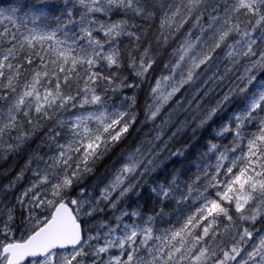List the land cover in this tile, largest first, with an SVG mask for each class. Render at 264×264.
Returning a JSON list of instances; mask_svg holds the SVG:
<instances>
[{
	"label": "snow or ice",
	"instance_id": "6c2138e0",
	"mask_svg": "<svg viewBox=\"0 0 264 264\" xmlns=\"http://www.w3.org/2000/svg\"><path fill=\"white\" fill-rule=\"evenodd\" d=\"M27 149L0 264H264V0H0V159Z\"/></svg>",
	"mask_w": 264,
	"mask_h": 264
},
{
	"label": "trees",
	"instance_id": "16d2710c",
	"mask_svg": "<svg viewBox=\"0 0 264 264\" xmlns=\"http://www.w3.org/2000/svg\"><path fill=\"white\" fill-rule=\"evenodd\" d=\"M141 103H143V99H141ZM142 120V117H140ZM156 122L151 124H138L136 127L139 131L133 134L131 138V144L134 146L138 144L140 140H145L149 136H151L152 131L154 130ZM175 131L174 127H170L167 132L164 134L163 138L158 144H162L164 141H168L172 132ZM206 133L196 132L193 134L192 127H188L184 129L180 134L174 137L171 141H169L170 149H188V156L192 157L193 154L197 153L198 150H203L201 146L204 144ZM191 145V147H189ZM32 149H27L26 151L19 153H8L6 159H0V207L12 206L15 202V197L18 196L23 189L24 181H20L14 188L5 189V186L15 180L17 174L24 167V164L28 158V152ZM162 155L166 156L167 152H163ZM115 161V157H113V162ZM174 166L173 162L168 163V170H170ZM103 173V169H101V173ZM28 173L25 174V179L28 177ZM28 183V181H27ZM25 184L24 188L26 187ZM143 203V201L141 202Z\"/></svg>",
	"mask_w": 264,
	"mask_h": 264
},
{
	"label": "rangeland",
	"instance_id": "374dc122",
	"mask_svg": "<svg viewBox=\"0 0 264 264\" xmlns=\"http://www.w3.org/2000/svg\"><path fill=\"white\" fill-rule=\"evenodd\" d=\"M162 115H163V113H162ZM141 117H142V120H143V116H141ZM155 122H156V124H155L154 130H153L152 133H151V136H149V137L146 138L145 140H152V139L155 137L157 131L159 130V129H157L156 125L160 124V122H161L160 119L158 118L157 121H155ZM151 123H154V122H149V123H147V124H151ZM169 128H170V127H169ZM169 128H165V129H164V134L167 132V130H168ZM163 136H164V135H163ZM163 136L161 137V139L163 138ZM160 141H161V140H160ZM160 141H154V143L158 144ZM100 173H101V171H100ZM23 181H24V183H23V185H22V186H23L22 191L24 190V186H25V184L27 183L28 180L24 179Z\"/></svg>",
	"mask_w": 264,
	"mask_h": 264
}]
</instances>
